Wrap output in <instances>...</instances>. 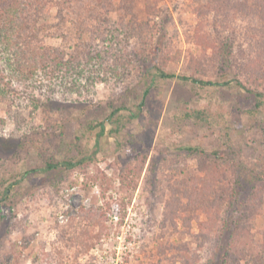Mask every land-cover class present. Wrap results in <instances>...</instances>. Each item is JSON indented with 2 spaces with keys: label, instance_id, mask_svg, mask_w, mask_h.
Segmentation results:
<instances>
[{
  "label": "rangeland",
  "instance_id": "374dc122",
  "mask_svg": "<svg viewBox=\"0 0 264 264\" xmlns=\"http://www.w3.org/2000/svg\"><path fill=\"white\" fill-rule=\"evenodd\" d=\"M206 3L158 0L149 11L146 0H135L131 14L109 12L142 28L122 82L51 100L34 89V100L14 81L8 98L0 95V195H8L0 203V264H220L238 210L237 246L241 232L262 237L264 178L256 171H264V104L256 110L239 81L248 82L250 58L253 70L264 69V56L248 52V18L204 11ZM46 43L64 44L60 37ZM157 66L176 77L161 78ZM185 75L221 84L178 78ZM197 110L209 118H187ZM68 154L88 158V167L43 170ZM71 236L90 243L87 254Z\"/></svg>",
  "mask_w": 264,
  "mask_h": 264
},
{
  "label": "trees",
  "instance_id": "16d2710c",
  "mask_svg": "<svg viewBox=\"0 0 264 264\" xmlns=\"http://www.w3.org/2000/svg\"><path fill=\"white\" fill-rule=\"evenodd\" d=\"M115 1L0 0V75L7 77L6 82L0 80V95L7 99L8 91L14 90L10 86L14 81L30 89L34 100V89L45 92L51 100L59 93L66 95L76 93L85 96V94H91L98 83L124 81L129 73L128 61L133 60V53L130 49L133 47L132 40L136 37L142 39V28L134 23L133 19L127 22L113 21L109 12L120 11L122 15L131 14L130 10L135 2V0H119L116 4ZM146 3L149 11L152 8L155 10L158 0H146ZM53 8L56 9L54 20L51 19L54 16ZM224 9H228L227 12L237 10L243 14L244 18H248L250 29L254 32L248 52L256 53V55L259 53L263 57L264 0H207L206 5L202 6L204 11L216 10V13L225 15ZM232 17L235 18L238 15ZM70 36L72 40H69ZM48 37L62 38L63 46L47 44ZM144 52L143 48L135 54L139 58H145ZM255 62L253 58H250L245 63L243 72L249 76V79L246 83L239 81V84L245 88L248 95L257 99L256 110H260L264 104V89L260 88L262 85L260 81L264 82V69L253 70ZM156 69L161 78L176 77L174 73L165 68L157 66ZM178 78L203 85L221 84L198 75L178 76ZM150 88L145 90V96ZM144 103L143 98L139 108ZM35 106L38 105L35 104ZM120 109L121 107L114 109L112 113ZM186 115L187 118H194L201 122L210 116L209 113L200 110L188 112ZM138 116V113H132L130 118ZM98 124L101 126L100 132H104V123ZM185 150L188 153L199 155L201 161L207 162L210 159L209 154L201 148L188 146ZM217 154L220 160L224 159L221 158L225 156L223 152ZM212 163H215L214 159ZM221 163L229 169L228 162L221 161ZM88 164V158H77L68 154L61 161L47 162L43 170L62 169L73 172L84 170ZM256 172L257 180L264 178V171L257 170ZM66 184L73 185L74 181L70 180ZM217 196L219 197L220 193H217ZM7 198L8 195L4 197L0 195V203ZM239 211L232 214L233 230L230 233L227 247L220 255V264H264V230H259L262 235L259 239L256 235L248 233L246 235L241 232V235L246 238L242 244L239 243L238 246L236 244L238 243L236 235L238 236L241 230L242 213ZM93 212L91 210L89 214H94ZM88 223L90 225L93 223L92 216L88 217ZM71 238L73 240L70 239V241L74 247L81 248L82 252L87 254L90 243L85 245L80 238L75 236ZM76 258H78L77 255Z\"/></svg>",
  "mask_w": 264,
  "mask_h": 264
}]
</instances>
